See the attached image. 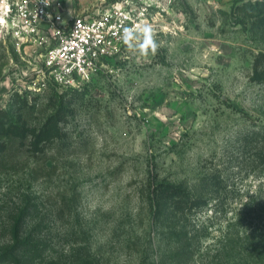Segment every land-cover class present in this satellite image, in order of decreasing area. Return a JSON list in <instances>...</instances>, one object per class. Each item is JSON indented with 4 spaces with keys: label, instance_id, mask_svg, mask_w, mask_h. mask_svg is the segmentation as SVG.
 <instances>
[{
    "label": "rangeland",
    "instance_id": "rangeland-1",
    "mask_svg": "<svg viewBox=\"0 0 264 264\" xmlns=\"http://www.w3.org/2000/svg\"><path fill=\"white\" fill-rule=\"evenodd\" d=\"M141 1L157 53L85 81L55 138H34L40 86L70 88L0 33V264H264V23L249 0ZM161 184L207 201L154 219Z\"/></svg>",
    "mask_w": 264,
    "mask_h": 264
},
{
    "label": "built area",
    "instance_id": "built-area-1",
    "mask_svg": "<svg viewBox=\"0 0 264 264\" xmlns=\"http://www.w3.org/2000/svg\"><path fill=\"white\" fill-rule=\"evenodd\" d=\"M147 7L139 0H110L96 12L67 16L64 0H0V33L34 44L53 85L80 88L129 57L120 34L144 22Z\"/></svg>",
    "mask_w": 264,
    "mask_h": 264
},
{
    "label": "trees",
    "instance_id": "trees-1",
    "mask_svg": "<svg viewBox=\"0 0 264 264\" xmlns=\"http://www.w3.org/2000/svg\"><path fill=\"white\" fill-rule=\"evenodd\" d=\"M236 11L239 13V15H243L244 19L239 20L240 18H237L243 23L251 20L253 27L264 23V0L245 1L242 5H239L238 8L235 9L234 13H237ZM40 91L42 92L39 93V96L45 95V99L48 102L47 106L50 105L53 109L49 114L45 124L43 125V129H40V133H36L34 138L36 139L41 137L43 131L45 132V135L44 133L43 135L47 138L62 136L63 132L60 126L61 121H66V119L69 118V115L74 113L75 105L80 100L84 99L86 92L80 91L79 88H70L68 91L60 94L59 92L47 86H40ZM25 94L26 92H23L22 94L16 92L15 94L16 100H19L21 103L19 108H25L27 109L28 113H34L37 109L40 98H35L34 102L29 104L28 98ZM7 116L10 115H6V117ZM3 122L4 123L1 126L3 130H9L10 132L13 131L12 129L19 130L12 124V120H10V122L7 124V127H5L6 122ZM28 130L29 129L26 127L22 133L24 134ZM256 133L260 134V132ZM262 135H264V132ZM258 157L260 162L264 164V148L259 151ZM212 179L213 177L205 178V181L208 184ZM150 200L154 219L162 218V220L169 217L171 218L172 216L174 217L177 211L183 210L185 208L191 210L200 202L207 201L206 198L201 195L197 197L192 196L188 187L183 186V184H161L158 186V188L153 190Z\"/></svg>",
    "mask_w": 264,
    "mask_h": 264
},
{
    "label": "clouds",
    "instance_id": "clouds-1",
    "mask_svg": "<svg viewBox=\"0 0 264 264\" xmlns=\"http://www.w3.org/2000/svg\"><path fill=\"white\" fill-rule=\"evenodd\" d=\"M120 39L129 52L140 57L155 55L160 47L153 27L145 22L124 27Z\"/></svg>",
    "mask_w": 264,
    "mask_h": 264
},
{
    "label": "crops",
    "instance_id": "crops-1",
    "mask_svg": "<svg viewBox=\"0 0 264 264\" xmlns=\"http://www.w3.org/2000/svg\"><path fill=\"white\" fill-rule=\"evenodd\" d=\"M67 9V16L73 13H87L97 11L98 8L105 6L106 0H64Z\"/></svg>",
    "mask_w": 264,
    "mask_h": 264
}]
</instances>
